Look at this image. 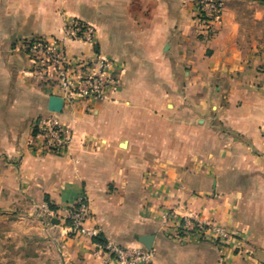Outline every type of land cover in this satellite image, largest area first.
<instances>
[{"label":"crops","instance_id":"crops-1","mask_svg":"<svg viewBox=\"0 0 264 264\" xmlns=\"http://www.w3.org/2000/svg\"><path fill=\"white\" fill-rule=\"evenodd\" d=\"M217 1L203 32L192 0H0V264H110L66 229L80 197L106 243L152 235L153 264H264V0ZM68 18L94 28L93 46L64 40ZM35 39L87 62L81 75L110 60L117 79L60 115L61 156L32 146L56 94L32 73ZM180 217L229 238L178 244Z\"/></svg>","mask_w":264,"mask_h":264},{"label":"built area","instance_id":"built-area-1","mask_svg":"<svg viewBox=\"0 0 264 264\" xmlns=\"http://www.w3.org/2000/svg\"><path fill=\"white\" fill-rule=\"evenodd\" d=\"M197 20L203 32L211 31L220 23L222 6L217 0H192ZM63 36L66 41L83 42L94 45L96 32L94 28L75 18H68L63 25ZM26 55L32 62V73L40 81L50 83L49 87L55 91L53 97L62 100V112L74 105L76 99L102 101L116 87L117 79L114 75L113 63L105 58L96 57L92 63L93 69H86L84 75L81 70L88 67V63L72 59L64 52L60 42L35 39L25 48ZM48 112L34 123L32 146L40 155H64L71 142L70 129L62 122L60 115ZM264 135V126L262 128ZM43 216L50 217L46 207L41 208ZM168 217L169 214L167 213ZM166 217V218H167ZM67 231L73 235L93 239L97 236L94 229L86 228L88 222V202L84 197L78 198L65 216ZM182 242H213L222 244L229 238V234L221 227L191 217L176 219L171 237ZM99 251L108 256L110 264H153V253L145 248H125L115 244H97Z\"/></svg>","mask_w":264,"mask_h":264},{"label":"water","instance_id":"water-1","mask_svg":"<svg viewBox=\"0 0 264 264\" xmlns=\"http://www.w3.org/2000/svg\"><path fill=\"white\" fill-rule=\"evenodd\" d=\"M62 100L58 97L51 96L48 100V112L61 114L62 112ZM154 237L152 235L142 236L138 238V242L148 251L152 250V243Z\"/></svg>","mask_w":264,"mask_h":264},{"label":"trees","instance_id":"trees-1","mask_svg":"<svg viewBox=\"0 0 264 264\" xmlns=\"http://www.w3.org/2000/svg\"><path fill=\"white\" fill-rule=\"evenodd\" d=\"M50 210H54L53 207H49ZM93 243L99 244V245H104L106 244L105 240L102 238L101 235H97L95 238L92 239Z\"/></svg>","mask_w":264,"mask_h":264},{"label":"rangeland","instance_id":"rangeland-1","mask_svg":"<svg viewBox=\"0 0 264 264\" xmlns=\"http://www.w3.org/2000/svg\"><path fill=\"white\" fill-rule=\"evenodd\" d=\"M166 217H167V216L164 215V219H165ZM168 217L170 218V215H169ZM171 218H172V217H171ZM174 234H175V237H174L175 239H174V240H175L178 244H179V243H180V244L183 243L180 239H178V236H180V235L178 234V235L176 236V233H174Z\"/></svg>","mask_w":264,"mask_h":264}]
</instances>
